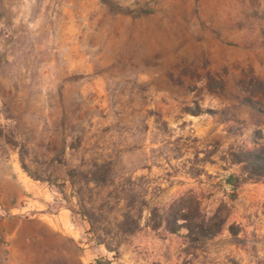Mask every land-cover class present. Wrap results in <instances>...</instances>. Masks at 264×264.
<instances>
[{
  "label": "rangeland",
  "instance_id": "1",
  "mask_svg": "<svg viewBox=\"0 0 264 264\" xmlns=\"http://www.w3.org/2000/svg\"><path fill=\"white\" fill-rule=\"evenodd\" d=\"M0 128L34 175L110 161L140 215L114 257L0 140V264H264V179L233 164L264 145V0H0ZM175 204L226 224L147 226Z\"/></svg>",
  "mask_w": 264,
  "mask_h": 264
},
{
  "label": "trees",
  "instance_id": "2",
  "mask_svg": "<svg viewBox=\"0 0 264 264\" xmlns=\"http://www.w3.org/2000/svg\"><path fill=\"white\" fill-rule=\"evenodd\" d=\"M0 140L19 150L21 166L27 174L53 188L69 204V209L85 220L98 245L104 246L118 257L119 249L125 239L139 227L140 215L131 208V190L116 183L112 175L111 162L99 158H89L83 166H63L60 174L44 178L34 175L25 163L24 146L8 136L0 128ZM66 154V147L63 153ZM233 164L243 167L251 179H264V145L243 150L233 155ZM230 176V179H234ZM220 208L213 216L205 217L192 209H179L176 204L165 212L158 208L150 211L147 226L157 230L162 226L170 233L187 231V238L200 240L213 238L221 233L226 220ZM131 226H135L131 229ZM97 264H114L100 259Z\"/></svg>",
  "mask_w": 264,
  "mask_h": 264
}]
</instances>
